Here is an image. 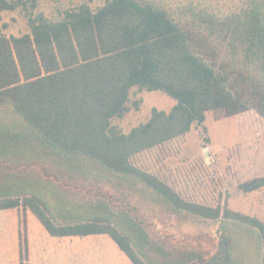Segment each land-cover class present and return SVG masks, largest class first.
I'll return each mask as SVG.
<instances>
[{
	"label": "trees",
	"instance_id": "trees-1",
	"mask_svg": "<svg viewBox=\"0 0 264 264\" xmlns=\"http://www.w3.org/2000/svg\"><path fill=\"white\" fill-rule=\"evenodd\" d=\"M39 1L0 0V126L13 128L0 131V156L31 147L33 160L42 151L54 165L39 180L15 178L16 187L0 194V210L31 212L55 237L109 236L133 264H143L131 243H139L136 226L113 223L105 207L69 211L76 192L58 189L54 174L95 176L119 192L143 186L147 197L211 221L243 219L186 201L134 160L188 134L209 109L264 118V0H109L96 10L66 9L57 19L35 13ZM20 8L28 32L8 34L3 15ZM134 88L163 91L178 105L170 114L154 111L127 136L113 121L129 111ZM67 161L92 172L75 174ZM263 187L264 177L241 186ZM250 223L264 264V223Z\"/></svg>",
	"mask_w": 264,
	"mask_h": 264
},
{
	"label": "rangeland",
	"instance_id": "rangeland-1",
	"mask_svg": "<svg viewBox=\"0 0 264 264\" xmlns=\"http://www.w3.org/2000/svg\"><path fill=\"white\" fill-rule=\"evenodd\" d=\"M108 1L40 0L35 13L57 19L66 9L86 4L96 10ZM22 13L21 8L4 13L8 34L28 32ZM177 105L178 101L163 91L134 88L129 111L115 119L113 125L128 136L148 123L154 111L170 114ZM204 116L203 122L193 123L188 134L137 156L134 164L161 178L186 201L220 206L225 213H235L243 219L211 221L175 211L161 202L159 195L147 197L143 186H135L137 191H132L126 185V191L119 192L95 176L63 178L64 174H54L63 178L55 183L58 189L76 192L66 190L71 201L67 209L77 213L82 207L88 211L105 207L113 223L136 226L139 243H131L143 264H192L198 259L206 264H262L261 238L250 221L264 223V187L244 192L241 186L264 177V118L255 111L227 117L224 110L216 109L205 111ZM12 129L4 123L0 126V131ZM9 150L12 154L0 156V194L16 187L15 178L39 180L41 172L54 165L42 151H37L39 159L33 160L31 147ZM65 167L75 174L84 171L75 161H67ZM84 172L88 175L92 171ZM26 184L24 187L41 190ZM54 194L49 195L55 198ZM61 200L66 202L65 198ZM0 264L133 263L109 236H51L31 212L15 209L0 210Z\"/></svg>",
	"mask_w": 264,
	"mask_h": 264
},
{
	"label": "crops",
	"instance_id": "crops-1",
	"mask_svg": "<svg viewBox=\"0 0 264 264\" xmlns=\"http://www.w3.org/2000/svg\"><path fill=\"white\" fill-rule=\"evenodd\" d=\"M96 244H98V245H99L100 243H96Z\"/></svg>",
	"mask_w": 264,
	"mask_h": 264
}]
</instances>
